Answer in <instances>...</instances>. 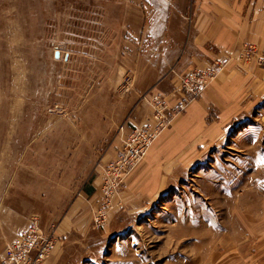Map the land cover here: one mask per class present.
Returning <instances> with one entry per match:
<instances>
[{
    "label": "rangeland",
    "instance_id": "rangeland-1",
    "mask_svg": "<svg viewBox=\"0 0 264 264\" xmlns=\"http://www.w3.org/2000/svg\"><path fill=\"white\" fill-rule=\"evenodd\" d=\"M141 8L137 0H0V256L34 215L55 232L49 264H264L258 116L248 122L258 124L257 144L253 133L231 148L233 129L230 148L178 174L147 211L101 201L77 228L65 220L141 102L131 68L148 47L132 30L155 35L168 23Z\"/></svg>",
    "mask_w": 264,
    "mask_h": 264
},
{
    "label": "crops",
    "instance_id": "crops-1",
    "mask_svg": "<svg viewBox=\"0 0 264 264\" xmlns=\"http://www.w3.org/2000/svg\"><path fill=\"white\" fill-rule=\"evenodd\" d=\"M137 1L147 9L141 8L142 14L152 12L156 20L168 23L155 35L147 29L132 30V36L141 38V44L148 48L145 57L140 55L141 60L131 68L133 95L141 101L128 117L131 125L155 126L148 100L158 94L170 101V108L175 106L177 75L190 69L212 68L218 61L224 63V68L184 112L172 116L144 158L128 173L113 202L114 211L126 212L147 211L176 186L171 182L180 178L178 174L198 164H212L211 150L242 147L247 134L258 133V124L249 126V120L256 116L264 119V0ZM246 44L257 48L250 59L243 56ZM235 128L239 131L231 145L225 146ZM249 139L257 144L258 134ZM119 149L117 142L110 158L103 160L105 164L97 167L94 177L72 200L65 217L69 228H77L84 216L88 218L100 206L102 168L117 157ZM255 162L260 165L264 159L256 156ZM215 178L211 182H216ZM218 178L220 181L221 175ZM31 216L17 235L27 228ZM50 260L48 257L45 264Z\"/></svg>",
    "mask_w": 264,
    "mask_h": 264
},
{
    "label": "built area",
    "instance_id": "built-area-1",
    "mask_svg": "<svg viewBox=\"0 0 264 264\" xmlns=\"http://www.w3.org/2000/svg\"><path fill=\"white\" fill-rule=\"evenodd\" d=\"M247 56L255 53L251 44L244 45ZM223 62H215L205 70L190 69L176 76V104L170 108V101L164 95H156L148 100L153 111L155 126L122 125L117 133L120 149L117 157L102 168V204L112 209L124 179L144 158L147 150L156 140L160 131L165 129L172 116L185 111L188 103L199 98L204 90L223 70ZM124 90L130 87V80L122 82ZM101 218L102 216H98ZM56 244L55 232L44 231L40 220L31 216L27 228L7 242L0 256L1 264H45Z\"/></svg>",
    "mask_w": 264,
    "mask_h": 264
},
{
    "label": "water",
    "instance_id": "water-1",
    "mask_svg": "<svg viewBox=\"0 0 264 264\" xmlns=\"http://www.w3.org/2000/svg\"><path fill=\"white\" fill-rule=\"evenodd\" d=\"M57 54H56V57H58V52H56Z\"/></svg>",
    "mask_w": 264,
    "mask_h": 264
}]
</instances>
